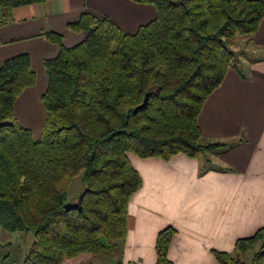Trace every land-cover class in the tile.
Wrapping results in <instances>:
<instances>
[{
  "label": "trees",
  "instance_id": "trees-1",
  "mask_svg": "<svg viewBox=\"0 0 264 264\" xmlns=\"http://www.w3.org/2000/svg\"><path fill=\"white\" fill-rule=\"evenodd\" d=\"M48 0H0L1 23L16 7ZM151 4L156 17L126 33L107 16L90 13L70 24L87 32L45 61L48 86L36 139L19 124L14 103L35 84L30 57L0 67V228L33 233L22 264H62L84 254L114 255L127 237L129 202L142 185L128 154L197 159L227 143H204L199 115L229 69L238 68L235 45L258 30L261 0H132ZM249 38V39H246ZM244 41V40H243ZM148 94L147 106L134 113ZM82 178L78 209L66 210V188ZM175 229L157 237L156 264H173ZM254 251L250 263L241 255ZM219 264H264V228L216 252ZM119 264V263H118Z\"/></svg>",
  "mask_w": 264,
  "mask_h": 264
},
{
  "label": "crops",
  "instance_id": "crops-1",
  "mask_svg": "<svg viewBox=\"0 0 264 264\" xmlns=\"http://www.w3.org/2000/svg\"><path fill=\"white\" fill-rule=\"evenodd\" d=\"M85 13L107 16L131 34L157 14L153 5L132 0H48L14 8L8 22L0 21V67L12 57H30L35 84L13 106L23 127L32 131L25 124L38 123L35 111L48 86L45 61L60 51L47 34L61 35L67 48L79 44L87 32L69 25ZM250 38L238 56V68L228 70L198 120L204 143H227L230 148L197 159L128 154L142 185L130 199L127 237L114 254L115 264H156L157 237L167 227L176 231L168 253L173 264H219L216 252L234 254L239 240L264 228V18ZM94 261L84 254L62 264Z\"/></svg>",
  "mask_w": 264,
  "mask_h": 264
},
{
  "label": "rangeland",
  "instance_id": "rangeland-1",
  "mask_svg": "<svg viewBox=\"0 0 264 264\" xmlns=\"http://www.w3.org/2000/svg\"><path fill=\"white\" fill-rule=\"evenodd\" d=\"M245 40L240 39L235 45V52L237 56L245 51L247 45L244 44ZM46 91V90H45ZM40 103V110L35 111V116L38 123L35 125L24 123L26 127L32 129L35 138H39L41 134V125L43 121V106ZM42 114V115H41ZM208 155V154H207ZM83 188L82 178H76L71 185L66 188L67 191V202H75L81 194ZM34 241V234L20 233V232H9L0 228V264H22L32 243ZM254 251L249 250L241 255V258L250 263L253 257ZM95 264L101 262V264H115V256L107 257H95Z\"/></svg>",
  "mask_w": 264,
  "mask_h": 264
},
{
  "label": "water",
  "instance_id": "water-1",
  "mask_svg": "<svg viewBox=\"0 0 264 264\" xmlns=\"http://www.w3.org/2000/svg\"><path fill=\"white\" fill-rule=\"evenodd\" d=\"M147 102H148V94L146 95L144 102L134 109V113H137L139 110L144 109L147 106ZM83 197H84V194L81 192V194L79 195L78 199L75 202H67L65 204V209L72 210V209L80 208L82 205Z\"/></svg>",
  "mask_w": 264,
  "mask_h": 264
}]
</instances>
